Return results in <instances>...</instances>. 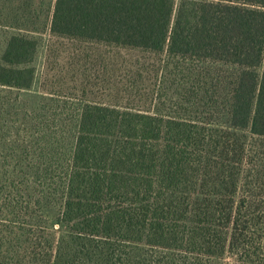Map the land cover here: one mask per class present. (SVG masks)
Wrapping results in <instances>:
<instances>
[{"label":"trees","instance_id":"trees-1","mask_svg":"<svg viewBox=\"0 0 264 264\" xmlns=\"http://www.w3.org/2000/svg\"><path fill=\"white\" fill-rule=\"evenodd\" d=\"M49 32L158 59L112 102H24L9 39L0 264H264V0H54Z\"/></svg>","mask_w":264,"mask_h":264},{"label":"rangeland","instance_id":"rangeland-1","mask_svg":"<svg viewBox=\"0 0 264 264\" xmlns=\"http://www.w3.org/2000/svg\"><path fill=\"white\" fill-rule=\"evenodd\" d=\"M53 4L54 0H0V59L14 35L31 37L37 45L31 64L36 77L31 90L17 97L21 101L45 96L70 107L88 101L112 102L116 90L125 88L122 83L134 78L135 61H145L146 66L157 62L154 56L52 36L49 28ZM140 74V85L149 91L155 89L154 71L147 67Z\"/></svg>","mask_w":264,"mask_h":264}]
</instances>
